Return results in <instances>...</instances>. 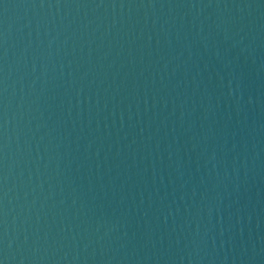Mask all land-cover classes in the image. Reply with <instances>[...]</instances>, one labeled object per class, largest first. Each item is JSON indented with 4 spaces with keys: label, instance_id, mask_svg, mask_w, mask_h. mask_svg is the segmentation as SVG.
Returning <instances> with one entry per match:
<instances>
[{
    "label": "water",
    "instance_id": "1",
    "mask_svg": "<svg viewBox=\"0 0 264 264\" xmlns=\"http://www.w3.org/2000/svg\"><path fill=\"white\" fill-rule=\"evenodd\" d=\"M0 264H264V0H0Z\"/></svg>",
    "mask_w": 264,
    "mask_h": 264
}]
</instances>
